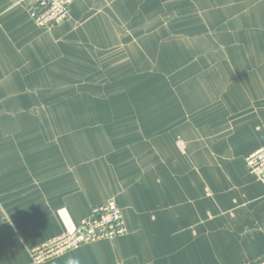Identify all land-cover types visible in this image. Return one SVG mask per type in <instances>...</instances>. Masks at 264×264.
Masks as SVG:
<instances>
[{"label": "crops", "instance_id": "0c3cea01", "mask_svg": "<svg viewBox=\"0 0 264 264\" xmlns=\"http://www.w3.org/2000/svg\"><path fill=\"white\" fill-rule=\"evenodd\" d=\"M179 1L74 0L63 24L44 29L30 17L36 0H0V147L35 145V115L52 112L36 98L51 96V83L62 80L52 65H61L69 45L102 34L101 15L110 26V15L115 19L119 8L131 12L139 3L134 8H154L164 17L172 2L171 18H180ZM184 2L209 49L201 61L212 72L202 90L209 89L213 101L220 93L218 106L205 110L222 114L188 129L197 136L189 133L188 169L173 161L165 180L163 170L138 168L135 159L136 167L107 161L100 135L91 131L59 132V144L41 139L48 146L43 154L13 148L12 166L0 169L6 178L0 181V264H35L32 249L73 230L108 200L123 210L125 235L42 264H243L264 257V184L245 163L264 145V0ZM114 24L107 33L115 35Z\"/></svg>", "mask_w": 264, "mask_h": 264}, {"label": "rangeland", "instance_id": "374dc122", "mask_svg": "<svg viewBox=\"0 0 264 264\" xmlns=\"http://www.w3.org/2000/svg\"><path fill=\"white\" fill-rule=\"evenodd\" d=\"M183 3L178 2L180 18H171L176 12L172 2L165 5L164 17L155 16L154 8H134L139 3H132L131 12L117 9L119 16L110 15V26L105 24L107 14L101 15L102 34L69 45L67 55L58 60L61 65H52V74L62 80L51 83V96L36 98L52 112L35 115L30 130L35 145L0 147V169L12 166L7 159L13 148L20 154H43L48 146L41 139L52 138L59 144V132L87 135L91 131L100 135L97 143L106 149L100 151L101 158L107 161H130L135 167L166 174L175 161L178 169L187 170L189 133L197 137L188 129L222 114L205 110L218 106L220 93L213 101V93L202 90L205 74L212 72L211 64L201 61L210 55L206 56L209 49H203L204 35L194 28L197 17H186L192 7ZM145 13L153 16L144 17ZM113 21L115 35L107 33ZM169 173L165 180H170Z\"/></svg>", "mask_w": 264, "mask_h": 264}, {"label": "built area", "instance_id": "2783aa9c", "mask_svg": "<svg viewBox=\"0 0 264 264\" xmlns=\"http://www.w3.org/2000/svg\"><path fill=\"white\" fill-rule=\"evenodd\" d=\"M74 0H36L30 17L42 28L63 24L70 13ZM250 174L264 184V145L246 156ZM128 232L124 213L115 200H108L92 208L70 231L49 238L31 250L33 263L42 264L48 259L59 257L79 247L98 241L114 240ZM243 264H264L260 260H246Z\"/></svg>", "mask_w": 264, "mask_h": 264}]
</instances>
